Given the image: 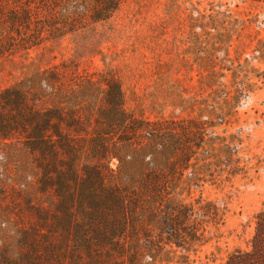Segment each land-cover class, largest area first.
<instances>
[{
  "label": "trees",
  "instance_id": "1",
  "mask_svg": "<svg viewBox=\"0 0 264 264\" xmlns=\"http://www.w3.org/2000/svg\"><path fill=\"white\" fill-rule=\"evenodd\" d=\"M125 1L0 0V46L69 39L96 51L106 39L98 25ZM174 124L130 112L113 75L50 67L1 89L0 153L19 159L1 193L0 264H194L225 211L192 194L204 132ZM223 264H264V210L250 248Z\"/></svg>",
  "mask_w": 264,
  "mask_h": 264
},
{
  "label": "rangeland",
  "instance_id": "2",
  "mask_svg": "<svg viewBox=\"0 0 264 264\" xmlns=\"http://www.w3.org/2000/svg\"><path fill=\"white\" fill-rule=\"evenodd\" d=\"M96 30L106 39L93 52L69 39L0 46V90L50 67L80 79L113 75L133 114L201 128L203 180L192 194L217 201L225 216L192 254L194 264H223L250 248L264 210V0H126ZM18 159L0 153V210ZM230 163L238 173H228Z\"/></svg>",
  "mask_w": 264,
  "mask_h": 264
}]
</instances>
